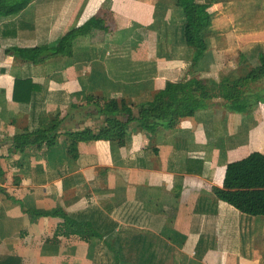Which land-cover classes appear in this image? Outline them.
Wrapping results in <instances>:
<instances>
[{
	"label": "crops",
	"instance_id": "1",
	"mask_svg": "<svg viewBox=\"0 0 264 264\" xmlns=\"http://www.w3.org/2000/svg\"><path fill=\"white\" fill-rule=\"evenodd\" d=\"M44 1L0 18V264H115L105 239L52 243L64 215L93 205L121 225L117 208L130 205L131 231L148 229L169 245L165 264H264V217L233 216L238 231L227 237L220 224L229 209L219 201L228 166L264 152V65L241 55L254 50L257 62L264 54V0H249L252 11L245 0L212 8L207 45L222 60L240 54L235 71L203 65L206 53L194 61L179 0ZM63 37L73 55L38 62L28 53ZM128 51L131 62L148 63L146 80L138 70L118 69L115 81L104 72L129 62ZM193 78L211 95L208 106L177 109L163 126L143 129L137 119L155 96ZM111 100L131 103L136 120L101 112ZM103 129L123 133L78 138Z\"/></svg>",
	"mask_w": 264,
	"mask_h": 264
},
{
	"label": "trees",
	"instance_id": "2",
	"mask_svg": "<svg viewBox=\"0 0 264 264\" xmlns=\"http://www.w3.org/2000/svg\"><path fill=\"white\" fill-rule=\"evenodd\" d=\"M36 0H3L0 2V18L11 16L26 9ZM41 4L44 0H37ZM56 7L64 0H53ZM46 2V1H44ZM221 0H179V6L185 14V41L190 47L198 50L195 62L200 59V55L207 50V42L204 39L206 32L215 30V14L212 8ZM49 47H37L29 51L34 60L40 62L43 58L40 52ZM138 48V47H137ZM56 54L73 55V40L63 37L59 44L52 48ZM43 50V51H44ZM138 57L137 54H135ZM50 56L46 57L49 58ZM264 63V56L262 58ZM211 98L206 87L196 78L187 82L172 83L164 91L155 96V108L146 111L141 118L143 129L163 126L170 120L177 109L195 111L206 108L207 102ZM130 111L131 120H136L133 109L126 101L111 100L101 108V112L108 115L122 116L123 112ZM117 118V117H116ZM115 118V119H116ZM113 119L117 121L118 119ZM119 121V120H118ZM121 124V122H119ZM101 132L88 130L79 133V140L90 141L99 138H108L116 129ZM123 132L119 133L122 134ZM219 201L227 205L229 213L221 219V232L227 237L231 231H238V226H233L232 217L239 213L254 217H264V152H254L246 158L231 163L226 172L224 188L219 193ZM128 206L117 208L123 218L125 225L115 221L108 212L103 211L99 206L93 205L86 210L64 215L62 223L55 232L52 243H58L61 237H71L77 235L83 240L89 241L93 238L105 239L106 245L112 251L115 264L122 261H132L136 264H165L164 258L170 247L164 244L163 240L148 229L131 231L133 214L128 210ZM131 209V208H129ZM221 234V233H220ZM231 241V238L228 240ZM50 242V241H49ZM238 247V245H237ZM228 248V247H227ZM234 251L236 243L229 247ZM2 256L0 255V259Z\"/></svg>",
	"mask_w": 264,
	"mask_h": 264
},
{
	"label": "rangeland",
	"instance_id": "3",
	"mask_svg": "<svg viewBox=\"0 0 264 264\" xmlns=\"http://www.w3.org/2000/svg\"><path fill=\"white\" fill-rule=\"evenodd\" d=\"M245 1H247V3H245V4H242V9H243V6L245 5L246 6V10L247 11H252V8L250 7L251 5L250 4H248L250 1L249 0H245ZM37 7L38 8H41V6H39V5H37ZM237 8L239 7V6H236ZM231 11V10H230ZM241 14L240 13H235V15H234V17H233V19L234 20H239V19H241ZM248 17V16H247ZM232 18V17H231ZM232 26V24H231V22H230V20L228 21V25H227V28L225 29L226 30V32H229V31H231V30H229L228 28L229 27H231ZM214 31H211V32H206V34L204 35V39H205V41H206V35H208V34H211V33H213ZM130 46H131V44H130ZM44 47H48V46H44ZM53 47H55V46H50L49 48H45L46 50H42L41 52H40V55H41V57L42 58H46V57H48V56H50L49 58H55L56 56H57V54L56 53H54V50L52 49ZM138 46L136 45L135 46V53H138V52H140V51H142L141 50V48L140 47H138ZM43 48V47H42ZM149 49V48H148ZM254 51V50H253ZM253 51H251V53H248V54H241L242 56H244V63H247L248 65H264V64H261V62H262V58H263V56H264V54L262 55V58L260 59V60H258L257 62L256 61H254V60H257V59H255V54H254V52ZM197 52H198V50H197ZM214 51H212V49H211V47L210 46H208L207 45V50H206V54L205 53H202L201 55H203V54H205L206 55V59H205V62H204V64L203 65H220V63H221V61H222V65H230V71H235V69H233V68H231V66L232 65H238L239 66V60H241V55L240 54H227V53H224L225 54V58L222 60L221 58H219L218 57V55L216 54V55H214V56H212V53H213ZM264 52V51H263ZM146 53H148L149 54V52H147L146 51ZM126 55V57H127V59H128V61L129 62H124V63H119V64H115V65H107V66H105L104 68V72L105 73H107L106 75H109V77H111V79L113 80V81H115L117 78H120V77H122L123 76V74L124 73H122V72H119L118 71V69H120L121 71H124V70H127V71H131V72H133V71H135V70H138L139 71V74H140V78L142 79V80H146V78H147V76H146V74H145V69H144V67H145V65H148V63H139V62H136V61H132L131 62V54H130V51H128V52H125L124 54H123V56H125ZM200 55V56H201ZM245 55H247V56H245ZM145 57H149V55H147L146 54V56ZM163 59H169V57H167V56H162V58H161V60H158V61H161V63H162V60ZM207 59H208V61H207ZM152 63V62H151ZM106 64V63H105ZM152 64H154V63H152ZM155 64H157V63H155ZM154 64V67L156 66ZM187 65H195V63L194 62H190V63H188ZM243 65H245V64H243ZM157 67H160V65H157ZM218 67V66H217ZM239 68L240 67H237V71L239 70ZM149 72H151V69L149 70ZM226 72V74H228V70L226 69L225 71H224V73ZM250 73H249V75L247 76L248 78H251V77H255L256 76V74H257V70H250L249 71ZM220 73H221V71H220ZM259 73H261V70L259 69ZM151 79V78H150ZM189 81V80H188ZM187 82V81H186ZM109 102V101H108ZM128 104V103H127ZM131 103H129V105H130ZM154 105V104H153ZM152 104L151 105H148V106H150V107H148V108H146L145 109V112L146 111H149V110H151V109H153V108H155V106H153ZM130 107H132L131 105H130ZM133 108V107H132ZM126 110V109H125ZM129 110H131V109H128V110H126V111H124L123 112V115H126V116H128V117H130V111ZM136 112H138V111H136ZM136 114H139V112L138 113H136ZM141 114V113H140ZM122 115V116H123ZM144 115V114H143ZM140 122V121H139ZM112 134V136H119V133L117 132V131H115V132H113V133H111ZM263 243H264V238H263V241H262ZM226 244H228V241L226 242ZM259 255H263V253H262V251H261V248L259 247Z\"/></svg>",
	"mask_w": 264,
	"mask_h": 264
}]
</instances>
